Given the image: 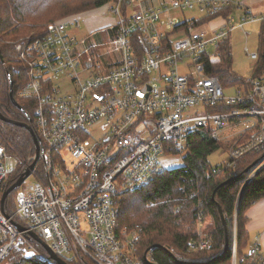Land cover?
Listing matches in <instances>:
<instances>
[{
	"label": "built area",
	"instance_id": "2783aa9c",
	"mask_svg": "<svg viewBox=\"0 0 264 264\" xmlns=\"http://www.w3.org/2000/svg\"><path fill=\"white\" fill-rule=\"evenodd\" d=\"M174 9L198 15L181 17ZM115 13V25L89 33L108 31L122 43L116 47L121 55L107 53L108 63L101 61L96 42L81 49L83 38L72 32L82 26L79 16L55 20L44 35L15 42L27 76L18 96L36 98L41 152L13 201L2 205L3 183L17 159L0 144V264L12 253L57 264L35 234L68 263L153 262L138 254L142 227L121 224L123 195L161 178L169 170L162 158L184 155L200 133L234 142L214 172L235 166L247 152L264 151V75L247 78L249 87H225L207 71L220 61L232 31L264 20V12L256 14L244 0H173L132 15L117 6ZM248 54L258 58L257 52ZM67 81L70 89L63 91L60 84ZM263 168L264 158L250 176ZM182 190L188 193L186 186ZM202 206L199 200L198 222ZM213 242L212 234L199 232L188 246L209 249ZM259 246L238 255L235 238L232 264H259Z\"/></svg>",
	"mask_w": 264,
	"mask_h": 264
},
{
	"label": "trees",
	"instance_id": "16d2710c",
	"mask_svg": "<svg viewBox=\"0 0 264 264\" xmlns=\"http://www.w3.org/2000/svg\"><path fill=\"white\" fill-rule=\"evenodd\" d=\"M112 0H0V111L6 117L34 126L36 98L19 97L18 93L27 81L24 66L18 59L15 42L20 37L41 36L48 25L62 15L88 12L106 5ZM127 7V3L124 4ZM209 18H203L207 21ZM221 59L216 65H208V73H216L225 87L250 86L244 76L233 68L231 36L221 45ZM264 75V33L260 34L258 59L252 77ZM13 95L10 96V81ZM231 141L213 138L200 133L194 138L183 155V166L166 170L161 178L141 191L125 193L122 197L121 224L130 228L142 227L138 247L141 259L150 256L155 264H232L231 246L227 250V233L221 211L228 221L238 210L237 252L244 253L249 247L247 209L264 198V168L257 172L237 202L243 185L264 158V151H250L235 159V166L225 165L214 172L209 156L221 149L228 153ZM0 144L7 153L17 159V165L3 183L2 193L19 178L36 153L34 134L23 126L0 119ZM223 144L229 145L224 148ZM227 159V158H226ZM226 159H223V163ZM218 163V164H220ZM41 170V162L39 163ZM195 192L193 197L183 192ZM12 191L6 205L13 200ZM203 200V218L212 219L209 234L213 235V246L209 249L192 250L188 241L198 236L197 203ZM152 203V204H150ZM38 248L45 253L40 243ZM70 264H78L70 261ZM148 264L147 262H144ZM1 264H55L39 258H23L12 253ZM87 264H91L89 261ZM259 264H264L262 260Z\"/></svg>",
	"mask_w": 264,
	"mask_h": 264
},
{
	"label": "rangeland",
	"instance_id": "374dc122",
	"mask_svg": "<svg viewBox=\"0 0 264 264\" xmlns=\"http://www.w3.org/2000/svg\"><path fill=\"white\" fill-rule=\"evenodd\" d=\"M173 0H112L104 6L99 8L90 10L88 12H80L73 13L68 15H62L55 20L64 19L66 17L71 16H79L82 19V26L78 28H73L72 32L78 35L81 39L83 38L81 49L88 48L93 42L98 44V51L100 53V59L104 63H108L111 60V56L107 53L111 51L113 54L117 53L118 55L122 54V50L119 48L116 49L117 46L122 47L121 42H114L112 39L110 32L107 33H96L90 35L89 32L96 30L98 28H102L108 26L109 24L115 22L118 19V16L115 13V7L119 6L124 13H128L132 15L134 12L142 9H148L152 6H157L161 3L170 4ZM127 3L128 8H124V4ZM130 5V6H128ZM173 14H177L181 17H192L197 16L198 11L196 10H179L174 9ZM261 24L256 22L253 24H248L244 28H238L234 30L229 36H231V46L233 53V68L235 72L239 75L244 76L246 78H250L253 75V68L255 65L254 60L250 59L248 53L257 52L259 48L260 42V33H261ZM89 34V35H88ZM85 37V38H84ZM23 37H20L21 39ZM246 47H248V51H246ZM87 52V50H86ZM87 54V53H84ZM189 60H191L189 58ZM186 63V62H185ZM187 64V63H186ZM188 65V64H187ZM184 71V70H182ZM61 89L63 91H67L70 89V84L64 82L60 84ZM225 133V132H222ZM98 135H95L97 137ZM232 142L231 144H233ZM232 146V145H231ZM224 148H229V145L223 144ZM229 151V150H228ZM229 154H222V150L219 149L215 151L213 154L209 156V161L212 164H218L222 162L223 159H226ZM162 163L167 169L171 168H179L183 166V155L173 154L169 156H165L162 158ZM250 177H248L249 179ZM253 178V177H252ZM251 178V179H252ZM247 179V180H248ZM15 193L13 194V197ZM13 201V200H12ZM11 203V202H10ZM238 203V202H237ZM226 219V218H225ZM237 219H238V210L234 214L233 217L228 219V235L231 237L232 241L237 238ZM213 220L203 218V222H198L197 229L199 232L209 233L210 224H212ZM237 240V239H236ZM251 246V245H249ZM139 247V246H138ZM260 247V246H259ZM261 250V247H260Z\"/></svg>",
	"mask_w": 264,
	"mask_h": 264
},
{
	"label": "crops",
	"instance_id": "0c3cea01",
	"mask_svg": "<svg viewBox=\"0 0 264 264\" xmlns=\"http://www.w3.org/2000/svg\"><path fill=\"white\" fill-rule=\"evenodd\" d=\"M244 2L256 14L260 15L261 13L264 12V0H244ZM256 22H258L262 25L261 26V33H264V20H260V19L249 21V22L245 23L243 25V27H239V28L240 29L244 28L246 25L253 24ZM115 24H116V20H115V22L112 21V23L109 24L108 26L98 28L96 30L91 31V33L92 32H98L101 30H106ZM236 29H238V28H235L234 30H236ZM257 59L254 61H257ZM246 216H247V225L246 226H247V230L249 233V244L252 245L256 242L259 243V245L261 247L260 256H261L262 260H264V198H261L260 200L256 201L253 205H251L246 211Z\"/></svg>",
	"mask_w": 264,
	"mask_h": 264
},
{
	"label": "water",
	"instance_id": "95a60500",
	"mask_svg": "<svg viewBox=\"0 0 264 264\" xmlns=\"http://www.w3.org/2000/svg\"><path fill=\"white\" fill-rule=\"evenodd\" d=\"M10 85H11V88H10V96H11L13 102H15L17 104V101H16V99L14 98V95H13V88H12L13 87V82H12V80L10 81ZM0 119L3 120V121H5V122H9V123H13V124H16V125H19V126H23V127L27 128L28 130H30L34 134L35 145H36V153H35V157H34L32 163L26 169H24V171L20 174L19 178L15 181V183L12 184L7 190L4 191V193L2 195V199H1V203H2V205H4L7 196L12 191L16 190L23 183V181L29 175H31L33 169L35 168V166L37 165L38 161L40 160L41 147H40L39 139L36 136V134L34 133V130H33L32 126L30 124H27L25 122H19V121H16L14 119H11L9 117H6L5 115L2 114L1 111H0ZM251 178H252V176H250V178L243 185V188H242V190L240 192V196H239V199H238L237 209H238V206H239V202L241 200V197H242V193L245 190V188H246L247 184L249 183V181L251 180ZM221 217H222V221H223V224H224L226 233H227L226 248H225V250H227L229 248V246H232L233 245L234 241H232L231 237L228 235V226H227V222H226V219H225L224 214L222 213V211H221ZM34 238L37 241H39L48 250V252L50 253V257L57 264H69L68 262H66V260H64L63 258H61L60 256H58L57 254L53 253L50 249H48V246L44 243V241L38 235L35 234L34 235ZM147 262H149V260H147ZM149 263L155 264L153 262H149Z\"/></svg>",
	"mask_w": 264,
	"mask_h": 264
}]
</instances>
